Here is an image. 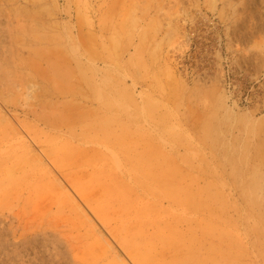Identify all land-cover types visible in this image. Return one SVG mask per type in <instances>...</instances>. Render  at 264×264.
Segmentation results:
<instances>
[{"label": "rangeland", "instance_id": "374dc122", "mask_svg": "<svg viewBox=\"0 0 264 264\" xmlns=\"http://www.w3.org/2000/svg\"><path fill=\"white\" fill-rule=\"evenodd\" d=\"M0 264H264V0H0Z\"/></svg>", "mask_w": 264, "mask_h": 264}, {"label": "bare ground", "instance_id": "6f19581e", "mask_svg": "<svg viewBox=\"0 0 264 264\" xmlns=\"http://www.w3.org/2000/svg\"><path fill=\"white\" fill-rule=\"evenodd\" d=\"M72 137V136H71ZM112 149V148H111Z\"/></svg>", "mask_w": 264, "mask_h": 264}]
</instances>
